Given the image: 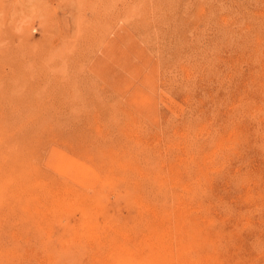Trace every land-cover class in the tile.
I'll return each instance as SVG.
<instances>
[{
  "label": "rangeland",
  "instance_id": "374dc122",
  "mask_svg": "<svg viewBox=\"0 0 264 264\" xmlns=\"http://www.w3.org/2000/svg\"><path fill=\"white\" fill-rule=\"evenodd\" d=\"M0 132V264H264V0H0Z\"/></svg>",
  "mask_w": 264,
  "mask_h": 264
},
{
  "label": "bare ground",
  "instance_id": "6f19581e",
  "mask_svg": "<svg viewBox=\"0 0 264 264\" xmlns=\"http://www.w3.org/2000/svg\"><path fill=\"white\" fill-rule=\"evenodd\" d=\"M152 2V1H151ZM167 44V43H166ZM178 62V61H177ZM230 68V67H229ZM203 80V79H202ZM18 118V117H17ZM187 124V123H186ZM1 133V132H0ZM147 134V133H146ZM189 147V146H188ZM195 148V147H194ZM191 149V148H190ZM164 157V156H163ZM198 161V160H197ZM195 163V162H194ZM11 168V170L13 171V168L12 167H10ZM142 168V167H141ZM16 169V168H15ZM7 171H8V169H7ZM13 172H11V173H9L8 175H7V178H9L10 180L12 179H14V177H13V175H15L14 173L12 174ZM31 179V178H30ZM40 179V178H39ZM63 184V183H62ZM62 187V186H61ZM193 187H194V185H193ZM64 191V190H63ZM180 192V191H179ZM114 196V195H113ZM250 198V197H249ZM3 210V209H2ZM180 214H182V213H180ZM203 214H205V212L203 213ZM202 214V215H203ZM201 215V216H202ZM178 216V215H177ZM177 216H176V218H177ZM182 216V215H181ZM180 216V217H181ZM204 216V217H203ZM202 217L203 218H205V216L206 215H203ZM180 217H178V218H180ZM201 217V218H202ZM210 217V216H209ZM166 218V217H165ZM169 218V217H168ZM172 218V217H171ZM175 218V217H174ZM175 218V219H176ZM203 218L202 219H200V220H202L203 221ZM208 218V215H207V217H206V219ZM212 218V217H211ZM210 218V219H211ZM18 219V218H17ZM183 219V218H182ZM181 219V220H182ZM213 219V218H212ZM159 220V219H158ZM162 221H163V218L161 219ZM174 220V219H173ZM181 220H178V221H181ZM196 220V219H195ZM199 220V221H200ZM167 221H169V220H167ZM172 221V220H171ZM171 221L169 222V224L171 223ZM175 221V220H174ZM173 221V222H174ZM176 221H177V219H176ZM175 221V224H177L178 222H176ZM183 221V220H182ZM182 221H181V224H184L185 223V221H184V223H182ZM199 221H197L196 223H194L193 225L194 226H197L196 224H199L200 222ZM201 221V222H202ZM207 221H209V220H207ZM212 220H210L209 222H211ZM213 221H215L214 219H213ZM238 221V220H237ZM154 222H159V221H154ZM164 222H166V221H164ZM172 222V223H173ZM192 223L194 222V219H193V221H191ZM209 222H208V224H209ZM224 222V221H223ZM222 222V223H223ZM180 223V222H179ZM203 223H204V221H203ZM159 224H164V226H166L167 225V227L169 226L168 225V223H166V225H165V223H162V222H159ZM174 223H173V225H175ZM172 225V226H173ZM186 225V224H185ZM190 225H192V224H190ZM201 225V224H200ZM211 225V224H210ZM224 225V224H223ZM6 226V225H5ZM10 226V225H9ZM152 226V225H151ZM156 226V225H155ZM172 226H169L168 228H170V227H172ZM192 227V229H191V226L190 227H188V228H186V230H184V228L182 229V227L183 226H180L179 225V227L178 226H174L173 228H175L176 227V229L173 231V230H171L172 232H170L169 231V229H165L164 227H163V225H162V229L160 228V229H156V230H154L155 229V227L154 226H152V227H154V229L152 228H150V230L151 231H153L152 232V234L151 235H149V237H145L146 239H143V240H141L140 238V241L138 240V243H137V241H136V243L135 244H133L134 243V241H133V243H131V242H129L130 244H133L132 246H130L129 245V243H125V242H121V243H118L117 245H115V246H113V248H114V250H115V252H116V261H114L113 263H110L109 261H107L106 260V258L104 259H102V260H100L99 262H98V264H119V263H121V264H127L128 262L129 263H133V262H135V263H139V264H179L180 263V261H182V257H184V251L187 249V248H191V246L193 247L194 245H198V244H200V242H201V245L204 243V242H207L211 237L209 236L210 234H209V232L207 231V229H205V231H207V233L209 234L208 236L210 237L209 239H207L208 237L207 236H205V234L207 235V233H205V231L203 232V233H205V234H203L202 232H200L201 230H200V228H199V232L197 233V232H195V229L197 228H195V227ZM207 226V225H206ZM179 229H178V228ZM203 227H205V226H203ZM202 227V228H203ZM156 228H158V227H156ZM223 228V227H222ZM182 229V230H181ZM191 229V230H190ZM10 230V229H9ZM12 230V229H11ZM182 231V233H185V236H186V239L185 238H183V236H181V231ZM192 230H194V231H192ZM210 230V229H209ZM197 231H198V229H197ZM211 231V230H210ZM226 231V230H225ZM193 232H194V234H193ZM214 232V231H213ZM147 233V232H146ZM180 233V234H179ZM200 233H201V235H200ZM220 233V232H219ZM148 234V233H147ZM150 234V233H149ZM199 234V238H198V235ZM234 234V233H233ZM176 235H178V236H176ZM147 236V235H146ZM200 236H201V238H200ZM176 237H178V238H176ZM218 237V236H217ZM130 238V237H129ZM135 238V237H134ZM226 238V237H225ZM138 239V238H137ZM136 239V240H137ZM212 239V238H211ZM214 239V238H213ZM185 241V243H184V241ZM27 241V240H26ZM129 241H130V239H129ZM210 241V240H209ZM213 241V240H212ZM12 242V241H11ZM211 242V241H210ZM27 243V242H26ZM213 243V242H212ZM207 245V243L206 244H204V246H206ZM211 244H209V246H210ZM217 245H218V243H217ZM200 246V245H199ZM198 246V247H199ZM203 247V246H202ZM212 247V246H211ZM196 248V247H195ZM206 248V252L205 253H207V249H209V248H207V247H205ZM214 249H216L215 248V246H214ZM7 250V249H6ZM203 252V251H202ZM205 253H204V255H205ZM203 255V256H204ZM205 257H206V255H205ZM207 259V258H206ZM182 264V263H181Z\"/></svg>",
  "mask_w": 264,
  "mask_h": 264
}]
</instances>
